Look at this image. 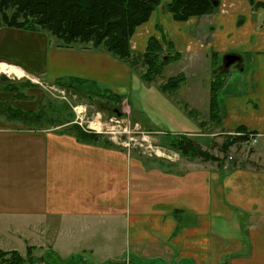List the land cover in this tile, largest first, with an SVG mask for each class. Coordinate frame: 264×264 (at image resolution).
Returning a JSON list of instances; mask_svg holds the SVG:
<instances>
[{
    "label": "crops",
    "instance_id": "1",
    "mask_svg": "<svg viewBox=\"0 0 264 264\" xmlns=\"http://www.w3.org/2000/svg\"><path fill=\"white\" fill-rule=\"evenodd\" d=\"M255 2L264 4V0ZM239 9L250 17L264 10L255 9L249 0H220L210 15L183 23L171 20L178 26L164 28L157 22L160 14L165 18L164 10L158 8L132 36L131 49L141 54L150 37L163 35L181 56L178 74L185 77L184 83L200 71L208 75L207 80L183 83L175 91L187 99L182 103L146 85L103 50L64 49L43 32L0 28V74L15 77L17 84H31L28 95L16 97L15 91L3 89L12 82L0 76V252L51 264L44 253L48 248L44 242H51V260L74 258L76 264H156L158 260L163 264H264V165H233L225 171L222 164L200 162L189 164L185 171L166 173L145 166L149 159L143 161L112 142V146L101 139L80 142L66 128L43 131L38 126L42 119L32 121L10 113L12 109L41 114L43 87L37 84L66 81L94 89L107 86L104 95L111 94L112 100L120 97L118 102L127 104L122 96L132 97L136 111L148 117L146 123L158 122L161 115L164 129L151 123L147 127L163 147L167 148L168 137L176 136L203 146L207 134L201 117L209 113L210 84L230 70L223 60L218 63L219 57L240 56L233 47ZM263 19L250 21L244 39L246 52L254 55L249 62L254 69L243 78V85L238 83L239 90L226 92L229 84L224 83L217 94L218 128L238 136L254 132L258 160H264V141L258 145L264 139ZM235 68L242 72L246 64L240 58ZM225 92L223 110L220 95ZM238 128L246 132H237ZM169 151L174 160H154L174 165L183 157Z\"/></svg>",
    "mask_w": 264,
    "mask_h": 264
},
{
    "label": "trees",
    "instance_id": "2",
    "mask_svg": "<svg viewBox=\"0 0 264 264\" xmlns=\"http://www.w3.org/2000/svg\"><path fill=\"white\" fill-rule=\"evenodd\" d=\"M220 0H0V28H14L31 32H43L59 41L60 48L76 46L103 50L119 62L127 65L131 72L137 67H144L139 78L146 85H151L164 71V68L180 60L169 41L162 35L161 39L150 37L146 48L141 54H134L130 40L136 30L147 23L153 13L160 7L170 16L173 22L183 23L191 18L210 15L219 6ZM255 9L264 8L262 2L249 0ZM264 24V19H263ZM157 28V26H156ZM161 32V28H157ZM185 77L177 74L169 77L164 83L157 84L163 94H171L184 83ZM60 87L68 91L72 88L85 91L83 84L71 85L60 82ZM224 84V79L215 76L209 90V116L216 117L218 112L217 94ZM75 93H77L75 91ZM104 95V94H103ZM110 99L111 94L104 95ZM114 97V96H112ZM120 101V97H117ZM62 109V107L60 108ZM41 114H23L10 110L11 116L32 121L42 119ZM68 126V131L80 142L95 143L103 136L94 132L82 131L78 125L60 119L55 127ZM237 132H246L238 128ZM254 132L245 133L247 135ZM167 147L180 156L199 158L203 161H219L196 142L186 136L168 137ZM247 136H238L222 145L221 151L226 153L235 142H245ZM105 144L112 143L105 139ZM221 162V161H220ZM47 254L46 257H48ZM10 257V258H9ZM42 258H40L41 260ZM46 259V258H45ZM43 260V259H42ZM51 260V259H50ZM56 264H76L77 259L62 261L55 259ZM51 261V262H52ZM32 257L24 260L16 252H0V264H33ZM106 264H110L107 262Z\"/></svg>",
    "mask_w": 264,
    "mask_h": 264
},
{
    "label": "rangeland",
    "instance_id": "3",
    "mask_svg": "<svg viewBox=\"0 0 264 264\" xmlns=\"http://www.w3.org/2000/svg\"><path fill=\"white\" fill-rule=\"evenodd\" d=\"M165 13L166 12L164 11L163 14L165 18L163 17L162 14H160V16L157 18L158 25L160 24L164 28H172L178 26L177 24L173 25L171 19L167 18L168 14L166 13L167 14L166 15ZM238 13H241V17L238 18L239 21L236 24L233 31V38H234L233 47L241 56L239 57L243 60L244 64H246V69L242 72H239L235 68V64H236L235 63L232 66H230L229 72L225 73L224 77L223 75H219V78L224 79V83L226 85L229 84V87L226 89V92H231L230 90L233 89L239 90L240 87L238 86V83L240 85H243L242 83L243 78L247 77L248 72H251L254 69V64H252L251 67L249 64L250 60L254 58V55L246 52L247 44L244 43L245 42L244 39L246 38V34L249 31L248 27H250V21L258 22L264 16L263 9L256 10V12L253 15H251V17L248 13H246L242 9H239ZM49 38L50 40H52V42L59 43V41H57L55 37L50 35ZM64 49H70V48H64ZM222 60H223V55L219 57L218 63H221ZM182 67H183L182 63H177V62L167 65L164 68V71L161 74V76L157 77L155 79V82L152 83L151 85H153L156 89L157 84H162L169 77H173L178 73H180L179 71ZM221 69L222 68L220 67L219 72L222 71ZM143 71H145L144 67L139 66L137 67L136 71H133V73L139 76V73ZM1 75L2 74H0V76ZM197 75H198L197 77H191V78L188 77L184 85L187 86V85H193L195 83L198 84L201 80L208 79V77L205 78V76L208 75L204 71L198 72ZM5 76L12 82L11 84H7V86L3 88L6 92L15 91L17 93L16 95L17 97L20 94L22 95L24 93L27 94L29 90H31L30 89L31 84H29L28 82L17 84L18 82H16L17 80L15 77L13 78L11 76L2 75V77ZM64 83H70V82L64 81ZM184 85H182L180 88L182 89ZM36 86L43 87L42 89L43 99H42V104L40 105L42 110V115H41L42 121L40 125L37 124L38 126L42 127L43 131L53 129L55 131L62 132V130H64L65 128L67 129L68 126L55 127L60 119L64 121L72 120V123L76 125H78L79 122L85 128L84 130L78 125L82 131L85 132L91 131L100 134L103 136L104 140L106 139L118 147L126 148L127 151H129L130 153L132 152L131 154H133L134 152V155L141 157L143 161H147L144 158L149 159L150 161L144 162L145 166L151 165L154 166L155 169H158L166 173L173 172L175 169H179V168H180L179 170L185 171L191 168L189 167L190 166L189 164L200 163V162L201 163L211 162V164H215V167H218V165L220 166L222 164L224 166L225 171L230 169L233 165L249 166L251 164H254L257 167H261L264 165V160H258L259 157L257 153H255L256 152L255 144L246 145L243 142L241 143L238 141L235 142L230 148H228L226 153H223L221 151V147L223 144L230 142L232 138L238 137V135H236L235 133L228 134L226 132V128H223L224 130H220V128H218V126H220V123H217L220 119L219 112H217L216 117L213 118H210L209 113L207 112L203 118L201 117V120H203L204 122L201 128L203 133L207 134V136L204 139H202L203 141L201 143L203 144V146H200L196 142L200 147H202L203 150H206L212 156L217 157L219 161H214V160L203 161L202 159L199 158L182 157L179 160H176V163L174 165L173 164L170 165V163L168 162L154 160L159 158L154 154V151H158V149L156 148H161L162 149L161 153H164L163 149L165 150L167 149L165 151L166 154H168L169 153L168 151L171 149H169L167 146H166L167 148L163 147L161 143L157 140L155 134L148 132L149 128L147 127L148 125H150L148 123H151L153 127L159 129L163 128L162 127L163 120L161 115H157L156 119L158 122H154L153 124L152 122L148 121L146 123L144 119L147 118L148 120V117L144 113L136 111V108L134 107H136L137 103L133 102L132 97L122 96V98H125V101L130 104L128 103L123 104L121 102L112 99L105 100L103 94L106 90H108L109 87L107 86H99L97 87V89H94L93 87L90 86H86L84 88L85 91L79 90L77 89V87H75V89L71 87V89H73L74 92L71 90L68 91L66 89H63L62 87H60L59 83L56 84L42 83L40 85L37 84ZM222 88H225L224 84H222L221 89ZM0 91L3 90L0 89ZM75 91L77 93H75ZM226 92L220 95V108L222 109H223L222 101ZM219 93L221 94L220 90ZM206 94L207 92L205 93V95ZM168 95L170 99L173 98L176 102L178 100L180 102L181 100L187 102V99L183 95L178 97L177 95H175V92L174 93L172 92V95L170 94ZM198 98L199 99L203 98V96H201L200 94ZM61 107L62 109H60ZM191 107L195 108L196 110L199 109L198 106H191ZM113 110H117L120 116L114 114ZM201 114L203 115L204 112H202ZM201 114L200 116H202ZM136 121L137 122L139 121L138 122L139 124ZM244 135H246L248 139V135L243 134V136ZM263 141L264 139L258 140V145L262 144L261 142ZM171 151L173 152L174 150ZM170 155L172 154L170 153ZM52 235L56 236L57 231H54ZM37 245L40 246V243H37ZM44 246L48 247L45 248L44 253L52 254V252L49 250L51 247V242L49 244L44 242ZM72 247H74V244ZM37 249L35 250L36 253L40 251ZM84 254L87 256L86 253ZM28 257L29 256H25L22 258L26 260L28 259ZM53 260H55V258H53ZM46 261H49V263L50 261H52L50 260V255L46 257ZM157 262L158 263L156 264H163L161 263L160 260H158ZM51 264H56V261L55 262L52 261ZM137 264H144V263L137 262ZM145 264H149V263H145Z\"/></svg>",
    "mask_w": 264,
    "mask_h": 264
},
{
    "label": "built area",
    "instance_id": "4",
    "mask_svg": "<svg viewBox=\"0 0 264 264\" xmlns=\"http://www.w3.org/2000/svg\"><path fill=\"white\" fill-rule=\"evenodd\" d=\"M78 125L81 127V128H83L84 130H85V128H84V126H82V124L81 123H79L78 122ZM257 143V136H255V135H248V139L244 142V144H246V145H254V144H256ZM156 149H158V151H154V154L157 156V157H159V158H165V159H168V160H174V158H173V154L170 152V151H168L169 153L168 154H166V150L165 149H163V151H164V153H161V151H162V149L161 148H156ZM170 153L172 154V155H170ZM149 155H151V154H149ZM33 264H41V263H37V262H35V263H33Z\"/></svg>",
    "mask_w": 264,
    "mask_h": 264
},
{
    "label": "water",
    "instance_id": "5",
    "mask_svg": "<svg viewBox=\"0 0 264 264\" xmlns=\"http://www.w3.org/2000/svg\"><path fill=\"white\" fill-rule=\"evenodd\" d=\"M239 61H240L239 56L234 55V54H227L223 58V66H224V68L228 69L231 65H233ZM117 116H120V114L117 113Z\"/></svg>",
    "mask_w": 264,
    "mask_h": 264
},
{
    "label": "flooded vegetation",
    "instance_id": "6",
    "mask_svg": "<svg viewBox=\"0 0 264 264\" xmlns=\"http://www.w3.org/2000/svg\"><path fill=\"white\" fill-rule=\"evenodd\" d=\"M113 113L117 115L119 113L117 110H113Z\"/></svg>",
    "mask_w": 264,
    "mask_h": 264
}]
</instances>
